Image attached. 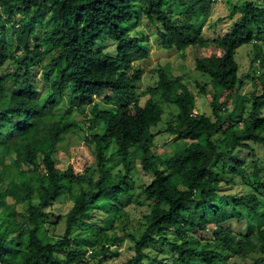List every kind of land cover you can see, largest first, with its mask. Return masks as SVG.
Returning a JSON list of instances; mask_svg holds the SVG:
<instances>
[{
    "label": "trees",
    "instance_id": "obj_1",
    "mask_svg": "<svg viewBox=\"0 0 264 264\" xmlns=\"http://www.w3.org/2000/svg\"><path fill=\"white\" fill-rule=\"evenodd\" d=\"M136 1L144 4L140 14L133 0H0V264H89V248L94 264H264L259 160L253 179L244 162L227 160L264 146V47L256 40L264 36V7L234 5L218 19L234 20L231 28L207 39L219 0ZM135 21L155 28L158 46L183 60L190 48L216 46L217 53L195 57V70L208 76L194 77L198 93L167 59L152 67L156 83L142 90L144 70L135 63L150 51L139 28L135 35L125 29ZM244 44L253 57L240 77L236 54ZM209 84L217 101L195 112ZM247 84L252 91L242 93ZM165 107L176 108L165 131L184 146L158 154L153 128ZM74 109L85 112L96 180L88 168L57 166L58 146L76 132L68 121ZM233 176L242 177V192L228 190L237 185ZM66 193L71 207L56 215L51 208ZM101 202L111 227L126 219L127 206L144 210L145 229L128 233L125 260L110 261L118 256L112 248L124 244L115 231L82 228ZM233 220L244 221V231H234ZM62 221L58 240L44 241Z\"/></svg>",
    "mask_w": 264,
    "mask_h": 264
},
{
    "label": "rangeland",
    "instance_id": "obj_2",
    "mask_svg": "<svg viewBox=\"0 0 264 264\" xmlns=\"http://www.w3.org/2000/svg\"><path fill=\"white\" fill-rule=\"evenodd\" d=\"M244 0H219L217 4L215 5V8L212 13V20L210 19L209 24L205 28V38L211 39L217 36H220L228 31V29L231 28V26L234 23V20L231 19H225L222 22H219V17H225L227 14H229L231 8L234 5H238L240 2ZM134 6L136 11L140 14L141 9L144 7V4L141 1L133 0ZM258 5L264 7V0H256ZM238 16V15H237ZM236 18V17H235ZM146 21H135L133 23H128L125 26V29L132 34H137L136 28H139L142 31V35L144 40L146 41V44L150 51V58L146 60H139L135 63V67H139L144 70V75L142 79V83L140 86L142 87V90H144L147 86L153 85L156 83V75H153L150 73V70L152 67L157 64L158 62H163L164 60H169L173 67L174 72L176 74H183L184 72L188 73V75L185 78V82L189 85L191 90L195 93H198V88H196L193 80L195 78L200 80H207L208 76L202 73H199L194 68V60L195 57L198 55H210L217 53L218 50L215 45H210L208 47L204 46L201 50H194L192 48L187 50V58L183 60L178 52L174 50H166L163 48H160L158 46V43L156 42V36H155V28H149L147 29ZM256 35V40H259V44L262 43L264 47V36ZM104 48L110 53H114L115 48L111 45L110 42H106L104 45ZM253 46L251 44H244L241 47L237 49L236 54V60L239 64V76H243L245 73L250 72L251 70V58L253 57ZM244 73V74H243ZM195 77V78H194ZM244 77V76H243ZM37 84L39 87H42V78L40 75V72L36 76ZM207 95L202 96L197 94V106L195 112H207L208 109L210 110V107L208 108L210 102H216V96L214 95V90L212 86L209 84L207 86ZM248 90H251L250 85H246L242 89V93H246ZM252 91V90H251ZM147 97H143L141 99V102L143 103ZM101 99V98H100ZM216 100V101H215ZM223 99L221 98V101ZM220 102V101H218ZM166 112L164 115V120L157 125V127L153 128V133L156 138V152L158 154L162 153H175L183 149L184 142L181 140H177L175 136H172L168 134L165 131L166 123L168 120H170L173 115L176 114V108H168L165 107ZM85 113V112H84ZM84 113H81L80 111H77L74 109L72 115L69 118V122H72L77 128L75 129V133H70L68 135L65 142L60 144L58 146V152H57V166L64 170L69 164H73L76 169L78 170H87V178L90 177L94 180L98 177V171H97V165L96 160L94 156L92 155V152L90 149L86 146L84 142V136L85 132L84 127L87 125V120L85 121ZM81 127V129L79 128ZM114 149H111L113 151ZM255 154L252 155L249 153L248 150H238L235 157L227 158L229 161H240L241 163L244 162L247 175L250 178L253 179V173L252 168L254 165V160L258 158L259 162V168L261 169L262 173V180L264 181V146H254ZM232 175L224 176V178L230 180ZM233 179L237 182V185H235L231 190L233 192H242L244 187L241 184L242 183V177L241 176H233ZM148 181V177L145 176V178H137L135 180L136 186H140L142 183H145ZM74 190H77L76 188H73ZM227 190V191H228ZM261 191H264L263 188H260ZM71 207V202L69 198V194H64L60 197V199L56 202V204L51 208V211L55 213L56 215H63L65 214L69 208ZM19 209H22V206H19ZM127 217L124 220H116L113 224V227H111L112 223L111 220L107 218V211L104 207L103 203L101 202L97 207L91 210V221L88 222V224L83 225L82 228H86V232H95L97 233L100 229H105L109 233L116 232L117 235L121 238H124V244L121 246V248L113 247V251L118 254L115 259H111L110 261H122L125 260V256L121 255V252L124 251L131 243L129 239L127 238L128 233H134L137 236H139L143 230L145 229V224L143 222V214L144 210H141L138 208L135 204H131L126 207ZM232 228L234 231L240 233L241 231H244L245 229V222L241 220H233L232 222ZM92 225V226H89ZM93 230V231H92ZM50 232L48 234L43 235V239L46 242H54L58 240V237L63 234L64 232V222H60L57 227H50ZM92 248H89L87 251L86 259L88 260L89 264H94L95 260L92 259L90 254V250ZM240 264H253V261L251 259H245L240 262Z\"/></svg>",
    "mask_w": 264,
    "mask_h": 264
},
{
    "label": "clouds",
    "instance_id": "obj_3",
    "mask_svg": "<svg viewBox=\"0 0 264 264\" xmlns=\"http://www.w3.org/2000/svg\"><path fill=\"white\" fill-rule=\"evenodd\" d=\"M213 13V12H212ZM211 20H212V16H211V18H210ZM210 21V20H209ZM209 24V23H208ZM207 24V25H208ZM259 65H260V60L259 59H257L255 62H254V66L255 67H259ZM258 70V69H257ZM244 74V73H243ZM246 74V73H245Z\"/></svg>",
    "mask_w": 264,
    "mask_h": 264
},
{
    "label": "built area",
    "instance_id": "obj_4",
    "mask_svg": "<svg viewBox=\"0 0 264 264\" xmlns=\"http://www.w3.org/2000/svg\"><path fill=\"white\" fill-rule=\"evenodd\" d=\"M90 252H91V250H90Z\"/></svg>",
    "mask_w": 264,
    "mask_h": 264
}]
</instances>
